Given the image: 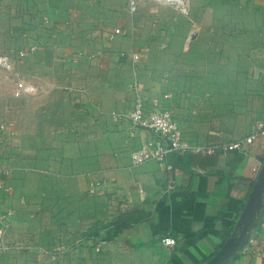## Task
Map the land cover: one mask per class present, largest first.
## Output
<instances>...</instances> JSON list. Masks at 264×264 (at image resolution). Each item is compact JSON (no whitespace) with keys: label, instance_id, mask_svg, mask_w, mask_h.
Returning a JSON list of instances; mask_svg holds the SVG:
<instances>
[{"label":"crops","instance_id":"obj_1","mask_svg":"<svg viewBox=\"0 0 264 264\" xmlns=\"http://www.w3.org/2000/svg\"><path fill=\"white\" fill-rule=\"evenodd\" d=\"M123 4L0 0V52L41 47L17 62L20 96L6 82L11 75L0 70V165L10 170L5 179L10 189L0 190V206L11 212L8 239L22 245L1 254L0 264H206L243 217L264 167V135L245 149L222 155H171V171L156 161L131 164V153L154 134L131 123L130 84L141 80L139 73L152 63L155 48L138 33L124 36L126 31L104 43L108 38L102 27L124 26ZM201 15L225 17L214 7ZM224 33L235 39L233 32ZM137 49L147 51L150 59L135 71L131 58L121 52ZM195 65L218 67L200 59ZM195 65H181L179 73L186 75L165 93L159 77H150L147 85L141 82L149 102L161 101L172 109L186 141L192 146L235 141L264 123V118H252L251 102L246 110H237L231 91L205 92L203 85L232 81L204 69L182 70ZM149 68L151 75L154 66ZM260 78L264 84V75ZM259 110L255 115L264 117V102ZM95 182L101 184L90 193ZM250 215L254 223L247 238L223 264H264V204ZM92 233L108 241L99 252L85 240ZM166 235L177 240L175 246L163 245Z\"/></svg>","mask_w":264,"mask_h":264},{"label":"rangeland","instance_id":"obj_2","mask_svg":"<svg viewBox=\"0 0 264 264\" xmlns=\"http://www.w3.org/2000/svg\"><path fill=\"white\" fill-rule=\"evenodd\" d=\"M196 4L197 0H190V10L188 13H183L176 7L158 4L155 0H143L137 11L131 13L129 0H124L121 9L126 13L124 20L121 21L126 31L124 36H134L138 33L140 39L146 40V45L147 42H151L155 48V52L152 53V63H145L143 72L139 73L140 81L143 85H147L150 77L153 79L159 77L161 93L165 88L176 89L179 86V77L186 75L179 73L181 65L194 66L199 59L205 62L209 60L218 67L204 69L195 65V68L182 70L195 72L196 69H204V72L209 74L214 72L221 78L230 79L231 83L203 85L204 91L217 93L231 91L236 98L237 110H246L247 103L251 102L252 118H264L255 115L258 111L262 113L259 108L264 102V84L260 80V76L264 75V0H246L245 5L241 2H226V0L219 4H213L212 0H209L208 4ZM200 6L204 9H200ZM211 7L225 17L211 20L201 15L202 12L203 14L210 12ZM138 15L143 19H137ZM227 16H230V20ZM109 26L116 25L108 24ZM102 31H105L103 27ZM225 31L233 32L234 35L231 36L235 39H228L229 37L224 35ZM200 34L201 38L195 42ZM190 35H193L191 40H189ZM109 42L111 41L108 39L104 40L105 44ZM146 45L142 48L145 49ZM137 50L140 52V62L150 59L147 51ZM139 64L134 67L135 71ZM150 66H154L151 75L148 72ZM233 76L240 80H231ZM172 78L174 79L170 82ZM6 82L13 88V79ZM217 102L220 104L225 101L217 100ZM192 105L194 106V101ZM9 230L10 227L7 234Z\"/></svg>","mask_w":264,"mask_h":264},{"label":"built area","instance_id":"obj_3","mask_svg":"<svg viewBox=\"0 0 264 264\" xmlns=\"http://www.w3.org/2000/svg\"><path fill=\"white\" fill-rule=\"evenodd\" d=\"M143 0H129V9L131 13H135L139 4ZM158 4L169 5L176 7L183 13H188L190 10V0H155ZM106 28V29H105ZM107 38L112 41L119 35L124 34L125 28L122 25L115 27H105ZM190 35L189 40L193 39ZM41 49L39 45H31L28 48L19 50L16 53L0 52V69L9 73L12 76L15 85V96H20L22 92V77L20 71L17 69V62L23 61L29 54ZM77 55L73 58L77 62L79 57ZM121 56L131 58L132 64L136 67L140 62V52L138 50L122 51ZM130 90L134 93V106L130 112L129 118L133 127L140 129H148L152 131L154 137L140 148L131 153V164L133 166H140L149 161H156L168 171L174 169L173 164L169 161V157L174 154H187L191 152H206L208 154L222 155L232 150L245 149L246 145L253 144L259 137L264 135V123H257L249 134L243 138L235 141H218L210 140L203 146H192L186 139L182 128L180 127L172 109L166 106L161 101L149 102L146 97V91L141 81L137 78L130 84ZM167 97L169 95H166ZM2 128H6L4 125ZM10 175V170L0 165V190L8 191L9 186L6 185L5 179ZM100 182H95L89 189L90 193H94ZM174 180L170 179L168 189L174 187ZM143 193V188L140 189ZM11 212L5 211L0 206V255L5 253H12L22 247L21 243L11 242L8 239V229L11 224ZM90 241L96 251H101L108 243L107 240L99 237V233H92L86 237ZM163 245L173 247L177 240L166 235L162 238Z\"/></svg>","mask_w":264,"mask_h":264},{"label":"water","instance_id":"obj_4","mask_svg":"<svg viewBox=\"0 0 264 264\" xmlns=\"http://www.w3.org/2000/svg\"><path fill=\"white\" fill-rule=\"evenodd\" d=\"M263 204H264V167L259 174L258 180L253 188L246 209L244 210L243 217L239 225L237 226L236 231L227 240L226 244L221 249V251L206 264H223L230 257V255L233 254V252L242 244L241 240L243 239V232L246 231L247 228L249 229L250 223L248 219L251 211L253 209L255 210L261 209ZM253 223H254V217L251 226L253 225ZM246 238H244V240ZM221 255H224V258L220 260Z\"/></svg>","mask_w":264,"mask_h":264},{"label":"bare ground","instance_id":"obj_5","mask_svg":"<svg viewBox=\"0 0 264 264\" xmlns=\"http://www.w3.org/2000/svg\"><path fill=\"white\" fill-rule=\"evenodd\" d=\"M253 214V213H252ZM252 215H249V219H248V221H249V223H250V226H251V224H252ZM250 226H249V229L247 228L246 229V231H244L243 232V239L241 240V242H243V240H244V238H246L247 237V235H248V233H249V230H250ZM226 254V253H225Z\"/></svg>","mask_w":264,"mask_h":264},{"label":"trees","instance_id":"obj_6","mask_svg":"<svg viewBox=\"0 0 264 264\" xmlns=\"http://www.w3.org/2000/svg\"><path fill=\"white\" fill-rule=\"evenodd\" d=\"M189 154H193V153H189ZM130 219H131V217H130ZM118 226V225H117Z\"/></svg>","mask_w":264,"mask_h":264}]
</instances>
